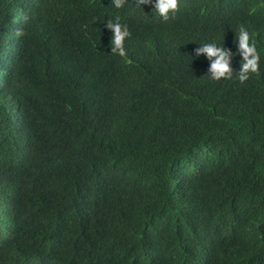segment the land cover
<instances>
[{"label": "trees", "instance_id": "1", "mask_svg": "<svg viewBox=\"0 0 264 264\" xmlns=\"http://www.w3.org/2000/svg\"><path fill=\"white\" fill-rule=\"evenodd\" d=\"M142 8L0 0V264H264V0ZM241 24L259 72L210 79Z\"/></svg>", "mask_w": 264, "mask_h": 264}, {"label": "clouds", "instance_id": "2", "mask_svg": "<svg viewBox=\"0 0 264 264\" xmlns=\"http://www.w3.org/2000/svg\"><path fill=\"white\" fill-rule=\"evenodd\" d=\"M181 2L182 0H135L136 7L142 10L143 5L151 4L152 16L158 15L163 21L175 18L180 11ZM111 3L116 9H121L126 3H129V0H111ZM153 9H155V13H153ZM106 23L107 28L112 32L110 40L111 53L121 57L125 56V40L131 36L128 24L122 22L119 15L108 17ZM235 34V43L238 46L235 52L225 47L223 43L218 44L215 41L199 43L200 47L195 49V57L204 55L210 61V67L207 71L210 79H232L231 60L236 55L241 57V66L236 74V79L240 83L247 81L250 74L259 72L261 53L252 33L244 24H241L238 33Z\"/></svg>", "mask_w": 264, "mask_h": 264}]
</instances>
